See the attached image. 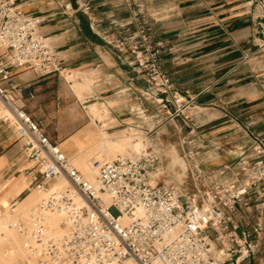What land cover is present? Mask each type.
<instances>
[{"label": "crops", "instance_id": "1", "mask_svg": "<svg viewBox=\"0 0 264 264\" xmlns=\"http://www.w3.org/2000/svg\"><path fill=\"white\" fill-rule=\"evenodd\" d=\"M16 3L27 15L37 17L40 33L61 59L59 72L45 74L27 65L10 66V82L29 85L33 91L20 104L40 122L50 139L61 143L88 125L91 113L87 107L93 102L107 106L112 131L141 122L143 77L132 65L134 52L116 48L114 41L121 39L125 46H132L137 43L132 34L146 25L152 42H163L166 47L173 87L192 94L191 108L209 103L215 106L210 107L214 116L204 121L205 128L189 140L200 142L203 148L197 152L202 158L199 170L208 173L226 164L249 163L251 135L264 138V85L260 84L264 78V24L260 29L254 18L255 0ZM7 58L8 50L0 48V61ZM192 77L195 81L190 82ZM84 82L87 87L81 90L79 84ZM0 84L7 86L4 80ZM220 90L232 93L230 102L223 97L220 103L207 102ZM31 168L33 163L15 124L2 121L0 115V209L30 196ZM230 217L240 229L261 225L252 236L256 243L252 264H264V219L259 209L242 198Z\"/></svg>", "mask_w": 264, "mask_h": 264}, {"label": "built area", "instance_id": "2", "mask_svg": "<svg viewBox=\"0 0 264 264\" xmlns=\"http://www.w3.org/2000/svg\"><path fill=\"white\" fill-rule=\"evenodd\" d=\"M255 6L254 18L262 29L264 0H255ZM114 42L116 48H126L123 40ZM0 45L11 51L5 62L0 61V80L7 83L0 84V103L6 111L1 120L15 124L33 163L30 188L44 194L27 214L15 213L13 226L26 250L19 264H104L112 260L117 264L127 260L135 264H252L256 247L252 236L261 225L240 229L230 214L245 198L264 219L262 136L251 135V160L246 166L226 164L208 173L196 170L203 186L199 202L196 194L182 196L174 185L152 182L151 172L159 159L150 149L136 157L93 158L90 164L100 182L95 188L20 104L33 95L31 87L10 82V66L27 65L43 74L62 69L57 52L38 29L37 17L27 15L16 0H0ZM138 46L142 44L130 49L135 54L132 63L140 71L150 58L147 82L177 98L169 75L155 61L158 49L143 57ZM60 179L67 186L49 190ZM50 213L60 215V235L45 231Z\"/></svg>", "mask_w": 264, "mask_h": 264}, {"label": "rangeland", "instance_id": "3", "mask_svg": "<svg viewBox=\"0 0 264 264\" xmlns=\"http://www.w3.org/2000/svg\"><path fill=\"white\" fill-rule=\"evenodd\" d=\"M141 29H144V32H140ZM154 33L155 32L152 33L153 37ZM132 35L136 37L137 45L142 44L141 47L138 46V49L141 50V55L143 57H150V54L154 52L155 49H158V52L155 54V61L160 69L168 74L167 71L170 69L169 54L163 42H161L162 46H157V42H152L151 29L149 26L145 25V27H141ZM143 35L145 39L142 38ZM2 47L8 50L9 56L11 51L3 45H0V48ZM131 47L132 46H126L129 51H131ZM152 62L153 61L149 58L148 65L145 66L146 63H144L143 67H141L142 70H140L143 77L141 78L143 86V112L141 114V122L137 121L136 123L132 122L121 126L119 130L115 132L108 128V113L99 118L91 115L93 113L87 108L91 113H88L91 117L89 124L79 128L73 135L67 136L63 142L59 143L60 147L71 160V163L84 174L81 166L82 159L90 163L93 158L112 160L118 156L136 157L140 154L135 153L129 146H125L124 150L118 151L112 149L109 144L106 145L107 147L103 144L104 139H106V136L102 133L103 131L107 133L109 138L117 141L118 138L114 133H119L122 129L128 128L135 133L134 139L142 140L144 150L150 149L158 156L159 162L156 169L151 172V175L156 173L154 181L165 185H174L177 187L178 193L182 196L196 194V200L199 202L201 200L199 192L202 191L201 188L203 186L200 182V178L196 175V170L199 169L197 164L200 163L202 158L198 156L197 152L203 148L199 145L200 142L190 143L189 140L194 138L193 135L195 132L205 128L204 121L214 116V110L210 107L215 106L209 103L201 107L191 108L194 104L191 93L180 91L175 88L179 95L177 98H173L171 95L157 91V89L151 86L146 80L147 72ZM132 65L139 69L137 64L132 63ZM193 81H195V79L193 77L190 78V82ZM207 81H211V78H207ZM239 82L236 81L235 83ZM260 84L264 85V78L260 79ZM148 87H152L158 94L152 93L148 90ZM220 92L221 90L217 94L213 93L211 97L207 99V102L220 103L219 99H222V97L230 102L232 93ZM98 105L101 107L106 106L102 102H98ZM185 106L190 107L185 109ZM0 110L2 111L0 115L6 112L1 103ZM188 117H192L193 120L189 121ZM29 193V195L32 196V200L26 202L24 200L22 203L19 202L20 204L17 203L14 206L16 209L12 212V215L18 211L24 215L27 214L30 208L44 196L43 193H38L35 189H31ZM7 208H10V206ZM209 234L212 236L211 231H209ZM25 255L26 250L22 244V238L18 233L16 239L0 243V264H19L20 260L25 258Z\"/></svg>", "mask_w": 264, "mask_h": 264}, {"label": "bare ground", "instance_id": "4", "mask_svg": "<svg viewBox=\"0 0 264 264\" xmlns=\"http://www.w3.org/2000/svg\"><path fill=\"white\" fill-rule=\"evenodd\" d=\"M70 77V76H67ZM77 83V82H76ZM87 87L86 82L79 84L80 89H84ZM91 113H93L94 116L96 117H102L103 115L109 113L108 108L106 106H99L98 102H93L90 103L87 107ZM2 111L0 110V114ZM106 119V118H105ZM101 121V120H100ZM103 124V123H102ZM105 136L106 139H104V145H108L114 149V150H124L125 146H129L135 153H140L144 150V144L142 140L134 139L135 133L132 132L130 129H123L119 133H116V137L118 138L117 141L109 138L107 136V133L105 131L102 132ZM107 147V146H106ZM139 154V155H140ZM135 157V156H133ZM81 166L83 168L84 176L94 185L95 188H98L100 186V182L98 179L97 171L91 167V164L85 160L82 159L81 161ZM81 172V171H80ZM82 173V172H81ZM152 177V182H155V176L156 173L151 175ZM67 186V182L64 179H60L57 182L51 184L49 190H54L59 187H65ZM32 196L26 197L25 202L28 200H32ZM78 202H81V198L79 196H74ZM104 199H106L105 195H102ZM23 200V201H24ZM22 203V202H21ZM20 204V203H18ZM1 207V206H0ZM16 207L10 206V208L6 209H0V243L1 242H8L16 239L17 237V231L13 226V223L16 219V215H12V212ZM20 212V211H18ZM59 220H60V215L57 213H50L48 214L45 222V231L49 235L57 236L62 233V227L59 225ZM104 264H117L114 260L109 261ZM125 264H135L133 261L127 260Z\"/></svg>", "mask_w": 264, "mask_h": 264}, {"label": "water", "instance_id": "5", "mask_svg": "<svg viewBox=\"0 0 264 264\" xmlns=\"http://www.w3.org/2000/svg\"><path fill=\"white\" fill-rule=\"evenodd\" d=\"M148 90H150L154 94H158L152 87H148Z\"/></svg>", "mask_w": 264, "mask_h": 264}]
</instances>
